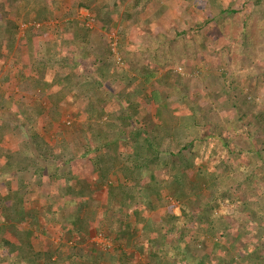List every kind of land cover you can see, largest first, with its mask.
<instances>
[{
    "label": "rangeland",
    "instance_id": "1",
    "mask_svg": "<svg viewBox=\"0 0 264 264\" xmlns=\"http://www.w3.org/2000/svg\"><path fill=\"white\" fill-rule=\"evenodd\" d=\"M130 1L16 0L15 6L18 4L21 6H17V8L7 6L6 19L1 21L0 18V104L4 102V107L0 110V151L2 149L5 151L15 150L14 146L24 140L26 133L33 126L43 130L45 138L51 145H55L56 142L61 143V135L59 136V134L62 130L57 129L58 125H63V130H65V132L62 131L63 136L67 140L78 141L83 145L87 143L82 127L86 120H95L104 129L113 131L112 126L116 120L114 114L115 100L113 101V99H115L118 90L123 85L121 82L113 85L107 79V75L112 73L115 64H119V71L127 73L128 78L129 74L131 75V67L135 62L134 58L137 59L136 54L139 53L138 51H145L149 46L150 40L144 41V35H156L158 33L159 36L165 35L170 39L175 37L176 33L185 31L188 32V38L191 42L201 41L198 37L201 30L200 25L207 21L212 7L211 0H205L206 3L203 2L204 0H152L149 3V8L138 15V20L128 22L123 18L126 12L129 11L127 5ZM2 2L5 1L0 0V3ZM217 2L219 7L236 10L235 16L240 19L238 24L245 25L244 23L248 22L250 24V34L255 35L254 40L259 37L261 43L264 44V0L258 5L257 0H217ZM104 9L114 20L115 26L110 32L102 31L98 21L99 15L104 16ZM163 13L165 14L163 15ZM7 18L13 21L16 27L14 29L16 33L14 35L10 34V37H7L5 32L9 21ZM72 20L79 21L90 29L89 43L82 44L81 41L73 39L65 31L66 25ZM232 21L228 22L230 26L225 27L224 31L231 27ZM257 27L259 30L256 33ZM212 28L217 30L214 23L211 26L213 31ZM240 29L241 27L237 28V30ZM221 34L222 31L220 33L215 31L214 33L205 34L206 39L204 38V41L209 42V45L206 44V48H202L198 52L193 49L194 56L190 60H184L182 63L171 62L163 69L154 83L151 85L141 84L142 88L144 87L147 90L146 92L149 93L156 90L155 92L161 93L164 98L169 96L172 99L174 98L172 95L176 94L174 88L175 74H181L185 78L184 83L186 85L183 89L185 87L189 88L186 91L192 103L190 106L192 111L194 108L198 109L200 115L203 116L206 108L212 104L213 96L210 97L209 94L214 90H222L225 84L222 76L225 72L223 63L213 54L214 48L221 46L220 43L214 42L215 37ZM226 34L229 35L228 31ZM121 43L124 44L121 46ZM252 43L254 46V42H251V45ZM247 51L251 54L252 50L249 48ZM260 52L258 50V54L255 53L257 57L252 55L249 58L248 56H239L237 50L231 60L233 66L227 68L232 70L230 75L236 77L230 78V82L239 85V80H236L238 76L247 72H255L256 69H262L264 63L259 59ZM127 53H129L130 59L128 62H124L123 55ZM58 57L59 59L65 57L66 62L68 61L67 64L61 62V60L54 61ZM37 58L39 60L37 63L30 64L28 62L29 60L33 62ZM138 60L144 62L145 59L138 57ZM74 63H78L79 66L69 69ZM34 64L35 67H33ZM27 79L36 90H45L55 95L54 100L49 97H33V93L28 91L21 92L17 83L22 87V82ZM246 80V86L252 84L253 87V83H248L250 78ZM100 81L104 85L101 86ZM137 85L139 86V84ZM243 85L245 84L243 83ZM252 87L249 89L246 87L244 91L247 93L248 102L251 99H256L252 96ZM58 94H64L65 97L59 100ZM261 96L256 99L258 107L255 109V113L246 111L250 114L244 118V121L247 122L252 121L254 118L255 122L260 123L261 128H254V143L259 149L264 146V96ZM141 101L143 102L142 98H140ZM92 103L98 104H96L99 108L97 115L89 113V105ZM16 105L26 106L28 110L26 121L20 125H18L20 119L17 117L20 116L18 113L20 109L16 116ZM40 106L45 108L44 112H41L42 114L39 111ZM190 107L189 110L182 108L179 111L190 114L192 112ZM156 108L155 102L151 101L149 105L143 102L139 109L138 120L148 130L156 125H161V122L155 116ZM222 116L225 133L227 138L232 141L235 137L232 126L233 122L237 121L238 115L234 111H228L223 112ZM187 117L190 121L191 117ZM49 123L52 126H57V128H53ZM193 124L194 119L191 120L190 126L187 124L188 128L179 129L174 136L176 142H179L176 146L177 150H181L186 145L192 144L193 146L192 148L188 147V150L183 149V154L192 156L194 166H189V161L181 158L182 169L176 173L173 171L175 179L190 183H193L191 181L196 178V171L200 167H203L209 173H215L216 171L212 164L215 161H211L209 152L202 147L201 142L197 141L193 144L191 141L194 139L196 130H198H192ZM113 135L114 133L111 137ZM111 137L106 136L103 145L110 143ZM120 142L112 144L113 146L110 148L113 159H115L114 162L118 166L121 163H131L132 160V156L128 155L131 151V144L128 141L125 144L123 139ZM91 150L88 152H92ZM91 156L98 159L97 166L99 168H106L107 158L105 159L101 152H94ZM85 160L88 162L87 159ZM248 162L251 163L249 160ZM226 165H224V170L220 171L219 174H215L216 183L224 189L229 188V185H235L234 193L239 194V197L242 195L241 198L243 199V194L246 192L245 180L241 181L240 176L231 175ZM229 165L234 171L239 169L235 162ZM41 167L44 169L45 163L41 164ZM5 169L6 165L1 160L0 264H157V259L153 257V248L149 241L143 242L145 252L137 248L133 241H123L122 243L118 241L121 233L118 222L121 219L117 217L118 215L113 214L115 212L110 210L111 213H108L101 209L103 204L107 202L111 190L103 185L99 178H94V169L93 172L91 168L89 169L92 172L90 174H93L92 177L89 176L86 178L88 180L83 181V185L90 184L91 188L96 190L95 202L99 203L97 214L94 216L93 228L87 237H84L81 233L79 234L73 225L76 220L75 217L80 214V207L85 204L83 200L81 201L78 198L76 188L71 195H64L57 191V185L47 176L37 175L29 178V174L18 175V173L10 170L6 171ZM171 170L174 169L163 165L160 174V177H163L162 188L168 194L169 192L172 193L168 196V202H165L164 207L152 209L149 213L147 208L152 206L149 205V202L141 199L136 204L134 211L141 212L142 216L140 217L144 220V223L139 226L138 233L141 232L140 235L146 228H151L153 222L165 221L171 214L176 217L178 215L180 225H182L181 202L183 199L174 197L172 185L177 187L180 184L173 183L175 180L171 179L173 173ZM261 174L264 176V170L261 171ZM116 177V174L111 175L113 183H116ZM184 184L181 185L184 186ZM209 184L211 190L214 189L212 188V181ZM239 184L241 185L239 186ZM100 185H102V188L97 189ZM17 198H20L21 204H19V207L14 203ZM65 200L69 202L68 205H65ZM197 200L199 201L195 194H191L189 199H185L193 210L198 208L196 205ZM259 201L264 203V193L260 192ZM226 206L231 207L230 204H226ZM58 208L59 211H55ZM123 211L126 212L124 208ZM224 213L227 214L228 210L224 209ZM107 214L114 221L115 219L120 220L110 223L105 219ZM202 226L194 220L193 224L189 225V229L193 230L192 234L198 235L203 232ZM258 230L260 231L259 227L255 229V232L252 231L253 235L257 236L259 234ZM229 235H224L219 241H216L217 243L214 241L216 245H213L212 242L209 243L207 252L215 251V248L220 244L221 247L231 252L233 261L229 264H264V261H254L240 257L238 255L239 245H231ZM249 237H243L242 241H239L240 245L246 248ZM184 241L183 239L181 243ZM168 250L162 252L161 258L171 256ZM72 252L76 253L78 257L70 259L69 256ZM61 253H64V256L62 255L63 260L57 258ZM79 253L83 254L80 255ZM85 253L87 255H84ZM48 254L53 255L51 260L48 259ZM229 256L227 255L224 259L227 264L230 259ZM213 258L218 261L221 260V256L215 255ZM177 264H187V261H181Z\"/></svg>",
    "mask_w": 264,
    "mask_h": 264
},
{
    "label": "trees",
    "instance_id": "2",
    "mask_svg": "<svg viewBox=\"0 0 264 264\" xmlns=\"http://www.w3.org/2000/svg\"><path fill=\"white\" fill-rule=\"evenodd\" d=\"M4 1L0 3L1 20L7 17V6L15 8L21 6L20 4L15 6L16 0ZM151 2L152 0H131L127 5L129 11L126 12L123 19L128 22L135 21V19L138 20V15H141L142 11L149 8V3ZM203 2L206 3L205 0ZM261 2L262 0H257L256 3L258 5ZM211 3L210 15L207 21L200 25L201 30L198 37H200L201 41L191 42L188 38V32L185 31L176 33L175 37H171L170 39L165 35L159 36L158 33L156 35H144L143 40L146 42L150 40V43L148 42L149 46L145 51H138L139 53L136 54L137 59L134 58L135 62L130 71L132 76L129 74L127 78L128 74L121 73L119 71V64H115L112 73L107 75V79L113 85L118 82H121L123 85L118 90L115 99H113V101L115 100L114 114L116 119L112 126L113 131L104 129L95 120H86L82 124V127L87 143L83 145L78 141L72 142L67 140L63 136V132H65L63 125H58L57 128V126H52L49 123L53 128L63 131H60L59 134V136L61 135V143L56 142L55 145H51L45 138L43 130L33 126L26 133L24 140L14 146L15 150L5 151L2 149L0 151V161L2 160L3 164L6 165V171L10 170L11 172L18 173V175L29 174V178L37 175L47 176L57 185V191L64 195H71L75 192L76 188L78 198L81 201L83 200L85 204L80 207V214H77L75 217L76 220L73 222V225L74 229L84 237L89 236L91 233L95 221L94 216L97 214L99 205L98 202H95L96 190L92 189L90 184L83 185V181L88 180L86 178L92 177L94 174L95 179L99 178L101 183L111 190L107 202L103 204L101 209L108 213L115 212L113 214L120 217L121 221L118 223L121 227V233L118 241L120 243L123 241H133L135 242V246L142 252L146 251L143 247V242L149 241L153 248V257L157 259V264H177L181 261H187V264H227L224 259L227 255H230L229 264L233 261L231 252L221 247L220 244L215 248V251L207 252L209 243L212 242L213 245H216L215 242L227 234H230L229 237L231 239L229 238V241L231 245H239L238 249L240 250L238 251V255L240 257L242 256L243 259L249 258L254 261H264V203L259 201L260 192L264 193V176L261 174V171L264 170V146L259 149L254 143V128H261L260 123L255 122L254 118L249 122L244 121V118L250 113H255V109L258 107V102L256 101L258 96H264V64L262 65V69H256L255 72H247L238 76L236 80H239V85L230 82V78L236 77L230 75L231 69H227L233 66L231 60L237 50L239 56H248L249 58L252 55L253 57H257L255 53L258 54V50H260L259 59L264 63V44L261 43L259 37H256L254 40L255 35L252 36L250 34V24L248 22H245V25H242V23L238 24L240 19H237L235 16L236 10L219 7L217 0H213V2L211 0ZM103 14L104 16H98L101 29L104 32H110L115 26L114 20L112 16L106 13L105 9L103 10ZM7 20L9 19L7 18ZM230 20H233L231 27L224 31L225 27L230 26L228 23ZM213 23L216 25L217 30L214 28H212L214 29L213 31L211 30ZM239 27L241 29L237 30ZM15 28L14 22L9 20L6 36L10 37V34L14 35L16 33L14 31ZM258 30L259 28L257 27L256 33ZM65 31L73 39L81 41L82 44L89 43L90 41V29L79 21H70L66 25ZM215 31L219 33L222 31V34L215 37L214 41L215 43H220L221 46H216L213 54L223 63L225 72L222 76L225 84L222 90H214L209 94L210 97L213 96L212 104L206 108L203 116L200 115L198 109L194 108L192 111L190 107L192 103L186 91L189 88L185 87L183 89L185 78L181 74L174 73L176 76L174 84L176 94L172 95L174 96L172 99L169 96L164 98L161 93L155 92L156 90L149 93L146 92L147 90L144 87L142 88L141 84L151 85L154 83L163 69L168 64H171V62L182 63L184 60H190L194 56V50L198 52L202 48H206L209 42L204 41L206 37L204 35L214 33ZM227 31L230 37H228L229 35L227 36ZM251 42H254V46L253 43L251 45ZM123 44L121 43V46ZM249 48L252 50L251 54L247 51ZM138 57L144 58V62L139 61ZM129 59V53L123 55L124 62H128ZM60 60L65 64L68 62H66L67 59L65 57H60V59L58 57L54 61ZM38 61L37 58L33 62L29 60V63H37ZM35 66L34 64L33 67ZM78 66V63H74L69 69ZM248 78H250L248 83H253V87L252 84L246 86L245 82ZM22 83V87L17 83L21 92L28 91L29 93H33V97L55 98V95H52L51 92L36 90L34 86L30 85L29 79ZM100 85L104 84L100 81ZM246 87L248 89L253 88L252 96L256 98L255 100L251 99L250 102L247 101L248 96L244 92ZM57 97L61 100L65 96L64 94H58ZM140 98L148 105L151 101L155 102L157 105L155 116L161 122V125H156L151 130H148L146 126L144 127V124L141 125L138 115L143 102H140ZM3 104L4 102L0 104V110L4 107ZM96 104L92 103L89 105V113L94 115L99 113L98 104ZM189 107L192 111L190 114H184L179 111L182 108L189 110ZM246 107L247 109H245ZM15 108L16 116L18 113L20 114V116H17L20 119L18 120V125H20L26 121L28 110L26 106L16 105ZM44 109V106H40V113L44 112ZM228 111H234L238 115L237 121L233 122L232 126L235 136L232 141L227 138L222 116L223 112ZM246 111H250V113ZM187 116H190L191 120L194 119L192 130L198 129L196 130L194 139L191 141L193 144L197 141L201 142L202 147L209 152L211 161H215L212 164L216 170L215 173H209L203 167H198L197 174H195L196 178L191 181L193 183L175 179L174 175L183 167L181 158L187 159L189 166H194L192 156L183 154V151L188 150V147H193L192 144L186 145L181 150H177L176 146L179 142H176L174 138L179 129L183 127L188 128L187 124L191 123V120L188 121L189 117ZM113 133L114 135L111 137ZM106 136L108 138L111 137L110 143L103 145ZM122 139L125 144L127 143L126 141L131 144V151L128 155L132 156V160L131 163H121L118 166L114 162L115 159H113L110 148L113 146L112 144H117ZM90 149H92V152H88ZM98 151L103 154L105 159L107 158V165L104 169L99 168L97 166L98 159L91 156L92 153ZM234 162L239 167L236 170L237 172L229 165ZM43 163H45L44 169L41 167ZM225 164H227L226 168L230 171L231 175L240 176L241 181L245 180L246 192L243 194V199L241 198L242 195L239 197V194L234 193L235 185H229V188L224 189V187H219L216 183L217 178H214V176L225 169ZM163 165L174 169L171 170L175 172L171 174V179L175 180L173 183L180 185L185 183L184 186L178 185L174 187L172 185L174 197H181L183 199L181 202L182 225H180L178 215L176 217L171 214L165 221L153 222V226L143 230L140 235L141 232L138 233L139 226L144 223V220L140 217L142 216L141 212L134 211L136 204L141 199L149 202V205L152 206L151 208L148 207L149 211H147L150 213L152 209L164 207L165 202H168V196L172 194L171 192L168 194L161 186L163 177H160V174ZM90 168L92 172L93 169L95 170L93 174H90L92 173L89 171ZM259 169L261 170L260 172ZM112 174H116L117 176L116 183L111 181ZM211 181L213 184L212 188H214L212 190L209 184ZM101 188L102 185L97 187V189ZM191 194H195L197 199H199V201L197 200L196 205L198 208L196 210L189 207V204L185 201V199H189ZM19 199L17 198L14 202L18 207L21 204ZM68 203L65 200V205H68ZM226 204H230L231 207L228 208ZM123 208L126 212L123 211ZM224 209L228 210L227 214H223ZM110 210L111 212H109ZM55 211H59V208L55 209ZM105 219L110 223L120 220L115 219L114 221L108 214L105 216ZM194 220L201 226L203 225L201 227L203 230L201 234L195 235V233H191L193 230L189 229V225L193 224ZM257 227H259L260 231L258 230L259 234L256 236L253 235V232H255ZM245 236H250L246 242V248L239 243ZM183 239L185 241L181 243ZM166 250L169 251L171 256L161 258L162 252ZM63 254L61 253L57 258L63 260ZM79 254L82 255L83 253ZM84 255L87 254L85 253ZM215 255L221 256V260L214 259L213 256ZM47 257L51 260L53 255L48 254ZM76 257L78 255L74 252L69 256L70 259H75Z\"/></svg>",
    "mask_w": 264,
    "mask_h": 264
},
{
    "label": "clouds",
    "instance_id": "3",
    "mask_svg": "<svg viewBox=\"0 0 264 264\" xmlns=\"http://www.w3.org/2000/svg\"><path fill=\"white\" fill-rule=\"evenodd\" d=\"M1 21H4V20H1ZM7 30H8V26L6 27V30H5V32H7Z\"/></svg>",
    "mask_w": 264,
    "mask_h": 264
},
{
    "label": "crops",
    "instance_id": "4",
    "mask_svg": "<svg viewBox=\"0 0 264 264\" xmlns=\"http://www.w3.org/2000/svg\"><path fill=\"white\" fill-rule=\"evenodd\" d=\"M2 16V15H1ZM28 61V60H27ZM29 62V61H28ZM31 262H32V260H31ZM236 263V262H235Z\"/></svg>",
    "mask_w": 264,
    "mask_h": 264
}]
</instances>
